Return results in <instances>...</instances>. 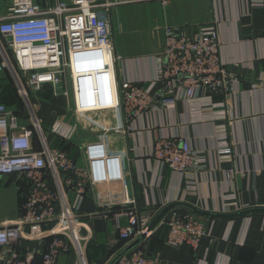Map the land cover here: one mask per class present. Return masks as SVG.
Instances as JSON below:
<instances>
[{
  "label": "built area",
  "instance_id": "obj_1",
  "mask_svg": "<svg viewBox=\"0 0 264 264\" xmlns=\"http://www.w3.org/2000/svg\"><path fill=\"white\" fill-rule=\"evenodd\" d=\"M6 3L0 15L2 67L9 68L28 115L0 104V178L19 175L27 186L24 203L15 222L0 224V264H36L20 256L23 242L45 245L38 264H89V229L79 213L87 194L88 171L80 168L67 150L52 145L71 141L77 121L84 129L101 135L99 152L89 156L91 166L100 164L103 183H120L119 203L100 204L98 218H113L124 250L141 235L144 241L115 264H157L148 256L145 242L151 237L150 216H143L123 170L122 157L114 152V135L131 131L130 122L144 114L169 110L180 102H201V93L211 98L231 90V76L220 58V35L216 26H200L192 35L166 27L165 46L155 60V75L140 84L119 74L124 59L116 52L112 9L127 0H71L43 7L37 0H0ZM264 9V0H252ZM13 54L15 67L7 53ZM19 75V76H18ZM50 86L55 97L65 101L68 121L59 119L46 132L29 93ZM160 86L161 89L156 91ZM210 99V98H209ZM215 109L211 102L201 105ZM223 106V105H221ZM113 114L114 123H108ZM65 115V116H66ZM65 116L63 118H65ZM76 125H71L72 120ZM78 128V126H77ZM230 148L219 150L230 155ZM156 163L175 173L199 169L201 154L183 137H160L152 147ZM94 182V184H98ZM120 208L119 210H115ZM122 209V210H121ZM128 218L123 226L121 220ZM166 243L173 248L197 251L208 233L202 221L183 219L176 212L166 221ZM123 250V251H124Z\"/></svg>",
  "mask_w": 264,
  "mask_h": 264
},
{
  "label": "crops",
  "instance_id": "obj_2",
  "mask_svg": "<svg viewBox=\"0 0 264 264\" xmlns=\"http://www.w3.org/2000/svg\"><path fill=\"white\" fill-rule=\"evenodd\" d=\"M60 1L71 4V0L37 3L47 7ZM127 2L111 12L116 52L124 59L119 67L121 76L140 84L149 82L155 75L156 57L165 46V28L192 35L200 26H216L221 62L231 76L228 93L220 92L212 98L201 93L200 103L180 101L169 110L141 115L130 122L131 131L113 136L114 152L122 157L130 185L129 194L142 215L153 221L168 206L182 205L152 232L144 244L148 256L157 264H264V214L214 219L201 217L186 207L220 215L264 209V9L252 0ZM0 4L5 12L6 3ZM160 89L158 86L156 91ZM2 95L0 104H6L10 98ZM33 101L45 129L64 119L65 101L55 97L50 86L34 93ZM208 102L220 107L201 105ZM111 115L108 123H114ZM85 131L86 141L80 145L66 142L67 152L88 171V190L79 218L90 230L89 264H109L125 246L111 245L119 240L115 221L98 218L96 213L101 203L121 202L124 192L120 183H98L104 179L105 171L100 164L91 166L89 156L99 152L101 135L91 129ZM176 136L187 139L201 154L199 169L182 175L154 161V142L160 137ZM51 138L52 145L59 147L58 139ZM225 147L230 148V155L219 153ZM23 184L24 178L19 175L0 178V210L5 201L13 209L11 217L0 219V224L19 218ZM174 212L183 219L193 216L204 224L208 235L197 251L167 245L166 221ZM121 223L126 226L128 218ZM45 249L42 243L23 242L20 256L38 264ZM6 251L0 248V255Z\"/></svg>",
  "mask_w": 264,
  "mask_h": 264
},
{
  "label": "rangeland",
  "instance_id": "obj_3",
  "mask_svg": "<svg viewBox=\"0 0 264 264\" xmlns=\"http://www.w3.org/2000/svg\"><path fill=\"white\" fill-rule=\"evenodd\" d=\"M3 12H4V8L0 4V15L3 14ZM7 53L9 55V57H10V60H12L13 67L16 69L15 62H14V59H13V56H12L13 54L11 53L10 50H8ZM2 63H3V59H2V57L0 55V80H6V82L8 83L5 87H0V91H1V89L2 90H4V89L5 90H7V89L9 90L10 88L13 89L15 91V93L17 94V96L19 98V101L15 97V95L12 94L14 96L13 98L15 99V103H13V102L10 103V105H12V107H10V108H12L14 110L22 111L23 115H28V107H27L24 99L22 98V96L19 93V90H18V88L16 86V81H15V79L13 77V74L11 73L9 68L2 67ZM119 67L120 66H118V69H119ZM8 92L11 93L10 90ZM8 92H5V96H9ZM29 94H30V96H29L30 97V102H31V104L34 106V108L37 111L38 108L36 107V105L34 104V101H33L34 93H32V94L29 93ZM70 115L71 114L65 116V118H64L65 122L69 120ZM70 124L71 125H73V124L76 125V120L75 119L72 120V123L70 122ZM46 126H47V128H49V129H46V132H48V133L51 132V129H52L53 125L52 126L51 125L50 126L46 125ZM77 126H78V128H77ZM77 126H76L77 130H75V133L73 134V136L71 138V142L73 144H75V145H80V144H82V143H84L86 141L88 134H87V131H85V129L83 128L82 125H78V121H77ZM12 213H13L12 207L9 205L8 201H5L3 209L0 210V219H8V218H10Z\"/></svg>",
  "mask_w": 264,
  "mask_h": 264
},
{
  "label": "water",
  "instance_id": "obj_4",
  "mask_svg": "<svg viewBox=\"0 0 264 264\" xmlns=\"http://www.w3.org/2000/svg\"><path fill=\"white\" fill-rule=\"evenodd\" d=\"M182 206L179 204H173L165 208L150 224L149 226V232H153L158 225L165 219V217L175 208ZM184 206V205H183ZM186 206V205H185ZM188 209L193 211L195 214L201 216V217H207V218H223V219H235L239 217H246L253 214H264V209H253L248 211H240L238 213H234L231 215H220V214H211V213H205L202 211H199L198 209L192 207V206H186ZM145 235H141L138 239H136L132 244H130L124 251H122L119 255H117L109 264H115L122 256L130 252L131 250L138 247L145 239ZM68 262V256L62 255L59 258L58 264H67Z\"/></svg>",
  "mask_w": 264,
  "mask_h": 264
},
{
  "label": "trees",
  "instance_id": "obj_5",
  "mask_svg": "<svg viewBox=\"0 0 264 264\" xmlns=\"http://www.w3.org/2000/svg\"><path fill=\"white\" fill-rule=\"evenodd\" d=\"M7 84H8V83L6 82V80H0V87H5ZM9 90L11 91V93L8 92ZM9 90H8V89H7V90H5V89L2 90V89H1L0 94H1V95L4 94V96H5V92H8L9 96H6V97H8V99L10 98V100H9L6 104H4V105H6L7 107L10 108V107H12V105H10V103H12V102L15 103V99L13 98V97H14L13 95H15V97L18 99V101H19V98H18L17 94L15 93V91H14L13 89L10 88ZM12 94H13V95H12ZM11 109H12V108H11ZM60 143H61V142H60ZM60 143H59V144H60ZM67 144H68V143H61L59 147L62 148V149H64V150H67V147H68ZM22 187H23V189H22V192H23V190H24V191L26 190L25 187H27V186H26L25 184H23ZM22 192H21V193H22ZM22 198H23V193H22V195H21V197H20V199H19V207L24 203V201H23ZM147 241H148V240H147ZM147 241H146V242H147ZM146 242H145V243H146ZM120 244H121V243H120ZM113 254H114V253H113Z\"/></svg>",
  "mask_w": 264,
  "mask_h": 264
}]
</instances>
